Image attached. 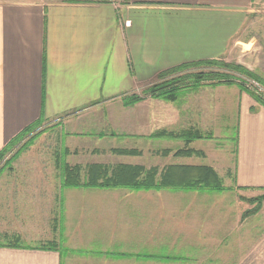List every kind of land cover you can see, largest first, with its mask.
<instances>
[{
    "label": "crops",
    "instance_id": "0c3cea01",
    "mask_svg": "<svg viewBox=\"0 0 264 264\" xmlns=\"http://www.w3.org/2000/svg\"><path fill=\"white\" fill-rule=\"evenodd\" d=\"M249 3L0 0V149L38 119L42 125L73 127L89 110L147 87L168 69L208 60L228 62L244 42ZM227 87L182 92L172 103L175 117L179 110L188 112L175 120L180 131L195 127L213 132L212 124H219L227 111ZM159 104L157 124L168 120L167 111H162L165 103ZM254 106L251 99L239 105L232 176L236 187L249 190L264 189V108L251 111ZM199 142L207 143V148ZM188 147L203 153L188 157L197 158L188 165L210 166L217 173L229 169L220 158L222 145L214 140H195ZM185 158L174 157L180 160L174 164L187 165L181 160ZM205 198H98L104 201H99L105 205L100 220L111 250L66 247L87 253L62 254V238L55 250L44 244L15 246L13 241L0 244V264H186L194 259L186 256L190 259L182 263L172 258L181 259L182 251H208L211 245L193 238L203 230L200 233L199 222L188 218L203 211Z\"/></svg>",
    "mask_w": 264,
    "mask_h": 264
},
{
    "label": "rangeland",
    "instance_id": "374dc122",
    "mask_svg": "<svg viewBox=\"0 0 264 264\" xmlns=\"http://www.w3.org/2000/svg\"><path fill=\"white\" fill-rule=\"evenodd\" d=\"M246 9L248 11L243 27L244 42L236 46L227 63L244 66L255 73L262 84L249 81L239 74L229 73L246 81L249 88L264 95V0H250ZM195 68L192 66L188 71L199 70ZM143 89L140 88L131 94L141 96ZM226 89L227 111H224L219 124H212L213 132L206 133L212 134V140L223 147L222 155H217L224 161V169H229L218 172V175L228 189L212 193H130L120 190L61 188L60 166L57 161L80 166L82 179L86 164H103L110 169L117 164H131L141 165L145 169L157 167L161 170L167 165L180 162L179 159H174L172 153L185 147L183 140L152 137L161 131L177 134L182 130L175 122L182 114L188 115V112L177 111L179 118L173 115L175 108L172 103L177 99L172 102L163 98L147 97L131 106H123L122 97L118 102L89 110L81 119L82 122L73 124V127L41 123L32 133H38V136L9 166L4 160L8 159L25 139L0 161V170L4 167L0 171V244L18 241L20 245L40 246L51 241L59 242L62 238L65 242L60 246L62 254H66L65 249L68 248L111 250L110 240L102 232L104 222L100 220V214L104 213L102 209L105 205L100 199L206 197L203 211L196 210L188 218L189 221L196 220L199 225L202 224L201 229L196 223V229L199 232L203 230V235H195L193 238L198 241L206 239L211 241V245L207 246L208 251L180 252L178 255H181V262L185 263L187 259L193 258L194 261L186 264H264V208L248 218H242L245 211L252 209L247 199L263 195L264 189L249 190L236 187L232 177L239 105H244L250 99L255 103L254 107L260 105L236 86H228ZM159 102L165 103L162 111H167L168 120L157 124L156 111L158 106L162 105ZM183 128L196 130L195 127ZM215 135L222 139L218 142ZM198 145L207 148V143L199 142ZM63 149L70 152L64 154ZM114 149H136L141 151V155L120 156L112 152ZM163 149H170L172 153L168 156L160 155L159 151ZM196 159L192 157L181 160L188 165L193 162L191 160ZM190 206L197 207L196 204ZM256 241L259 243L254 247ZM142 250L148 252L146 248ZM159 254L165 252L160 250Z\"/></svg>",
    "mask_w": 264,
    "mask_h": 264
},
{
    "label": "trees",
    "instance_id": "16d2710c",
    "mask_svg": "<svg viewBox=\"0 0 264 264\" xmlns=\"http://www.w3.org/2000/svg\"><path fill=\"white\" fill-rule=\"evenodd\" d=\"M195 66L198 71H188L190 67ZM195 68V69H196ZM207 70L204 71V69ZM229 72L244 76L249 81H255L262 84L261 79L249 71L247 68L236 63H227L222 60H208L197 63L182 64L180 66L168 69L158 74L156 80L142 90L141 96L131 94L122 98L123 106H131L143 100V98H163L168 101H175L184 91H196L203 86H236L240 91L246 92L261 107L264 108V95L257 90L249 88L246 81L233 77ZM251 111L256 108L252 107ZM42 121L36 120L13 136L7 144L0 149V161L5 159L8 153L25 141L12 155L4 160L7 166L14 161L19 154L27 149L32 141L38 136V133L32 134ZM32 134V135H31ZM154 138L181 139L185 143L183 149H178L172 153L170 149H163L160 155L168 156L172 153L173 157H191L203 156L200 151H195L188 147L189 143L195 140H212V134L202 133L198 130H185L175 134L173 132L161 131L152 135ZM27 138V139H26ZM70 151L63 149V153ZM113 153L120 156H140L141 151L136 149H114ZM75 153V152H74ZM61 174V188L72 189H95V190H112L127 191L130 193H146V192H222L228 188L223 184L221 177L210 166H193V165H176L171 164L159 170L157 167L145 169L141 165L117 164L113 168H108L103 164L92 163L86 164L84 167V178H80L81 167L78 165H69L68 163H59ZM2 167L1 170H3ZM0 170V171H1ZM247 202L252 205V209L244 212L242 218H248L256 214L261 208H264V194L250 199ZM15 246H19L15 241ZM43 248L55 250L58 243L55 241L47 242ZM74 254L83 255L86 251L68 250ZM61 253V252H60ZM148 258V256H146ZM172 260H181L174 257Z\"/></svg>",
    "mask_w": 264,
    "mask_h": 264
}]
</instances>
